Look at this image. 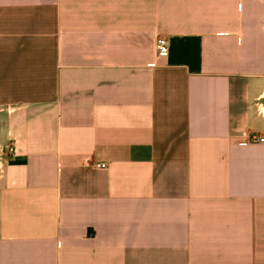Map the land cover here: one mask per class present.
Returning <instances> with one entry per match:
<instances>
[{
  "label": "crops",
  "instance_id": "0c3cea01",
  "mask_svg": "<svg viewBox=\"0 0 264 264\" xmlns=\"http://www.w3.org/2000/svg\"><path fill=\"white\" fill-rule=\"evenodd\" d=\"M0 264H264V0H0Z\"/></svg>",
  "mask_w": 264,
  "mask_h": 264
},
{
  "label": "built area",
  "instance_id": "2783aa9c",
  "mask_svg": "<svg viewBox=\"0 0 264 264\" xmlns=\"http://www.w3.org/2000/svg\"><path fill=\"white\" fill-rule=\"evenodd\" d=\"M156 49H157L158 56L160 58H166L169 55L168 39L163 38V37L158 38L157 42H156ZM260 140H261L260 135L251 134L244 142L241 143V145H247L249 143L259 142ZM6 151L11 154V153L15 152V148L13 145H10L6 148ZM95 166L97 168H100V169H106L107 168V164H105V163L96 164Z\"/></svg>",
  "mask_w": 264,
  "mask_h": 264
}]
</instances>
